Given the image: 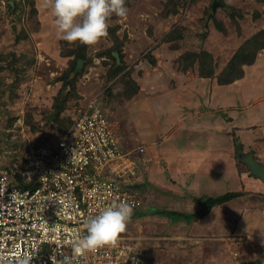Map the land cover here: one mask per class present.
Wrapping results in <instances>:
<instances>
[{"label":"rangeland","instance_id":"rangeland-1","mask_svg":"<svg viewBox=\"0 0 264 264\" xmlns=\"http://www.w3.org/2000/svg\"><path fill=\"white\" fill-rule=\"evenodd\" d=\"M213 2L126 0L127 18L113 15L108 37L89 47L59 38L43 0H0V165H19L28 139L53 143L70 129L86 103L96 100L123 147H144L136 171L144 206L133 212L119 237L136 246L151 264L264 263V208L261 214L256 210L257 198L262 197L246 191L243 182L235 185L241 197L214 206L201 218L188 222L151 213L191 212L195 198L233 190L228 181L237 174L257 179L238 152L231 157L226 136L227 144H220L224 154L206 150L199 158L200 170L185 175L188 186L174 176L180 163L193 162L188 152L177 155L176 144L196 135L190 124L180 126L186 117L163 115L166 101H173L176 93L196 92L202 80L208 87L207 80L234 60L242 63V75L250 76L254 60V67L263 65L264 0ZM112 52L118 53L119 61ZM210 71L212 76H201ZM149 137L152 140H144ZM188 146L193 149L191 143ZM223 157L231 163L234 159L235 166L225 164L232 175L219 188L211 177L219 171L217 159ZM201 169L209 178L207 184L200 183Z\"/></svg>","mask_w":264,"mask_h":264},{"label":"built area","instance_id":"built-area-1","mask_svg":"<svg viewBox=\"0 0 264 264\" xmlns=\"http://www.w3.org/2000/svg\"><path fill=\"white\" fill-rule=\"evenodd\" d=\"M60 135L53 143L28 139L19 165H0V252L13 264L25 256L30 264H151L121 237L95 251L74 248L85 220L114 201L128 202L135 214L143 208L133 184L144 148L138 155L123 149L96 100Z\"/></svg>","mask_w":264,"mask_h":264},{"label":"crops","instance_id":"crops-1","mask_svg":"<svg viewBox=\"0 0 264 264\" xmlns=\"http://www.w3.org/2000/svg\"><path fill=\"white\" fill-rule=\"evenodd\" d=\"M262 50L264 51V47L262 48ZM263 60H261V63L263 65L257 66L254 64L255 65L254 67L252 63L256 60H254L251 63V65L249 66L250 71H252L250 76L248 75V72H245V74H243L241 77L227 84H218L217 82H214L215 80L214 78H212L210 80H207L208 87L205 86V81L202 80L200 84L203 85L200 86L199 90H196V92L188 91L189 93L187 92V94H184L183 92L179 96H177L179 93L172 95L175 102H177V105H175V103L173 102L174 100L166 101L167 106L162 110L163 115L165 117L167 116L171 117L174 115L173 116L174 120H178L179 116L186 117L187 122L183 121L181 125L180 123L179 124L177 123V126L190 124L188 128L192 129L193 130L192 132H194L196 135L193 138L187 139L189 140L187 143H186L187 140H184L185 142L182 141V143L179 142L178 144H176L178 146L177 155L178 154L183 155L184 153L188 152L190 153L191 156L190 158L193 160L192 163L186 161V163L185 162L182 163L183 165L180 163L179 167H177L176 169L174 168L175 170H177L174 176L179 178V184L180 181H182L183 182L182 185L188 186V184H186L188 177L186 178L185 175L187 176L188 175L187 172L190 173V170L192 171L200 170L197 169L198 165L200 164V161H202L199 158L205 155L208 149L211 148L212 150L215 149L216 152L214 154H216L217 156L224 154L223 152L224 149L221 148L220 144L221 145L227 144V140H223L225 139L224 138L225 136L226 139L227 137L230 138L229 143L231 144L230 146L233 152L231 154V157L236 152L234 145L235 144L234 142L236 141L239 143V145H241L242 148L241 151L243 153L245 154L250 153L254 156V158L258 162L261 163L264 162L262 158L264 156V151L257 152L256 150V149H260L261 147L264 148V61ZM188 87L192 88L193 86L189 85ZM143 115L144 113L142 114V116ZM197 136H199V138H197ZM144 140L148 141V140H152V138L149 137ZM189 143L193 145L192 146L193 149H187L189 148L188 146ZM121 147L126 150L134 149L133 155H138L135 152H137L136 150L140 148V146H137L128 149L127 147H123V144L121 145ZM184 148L187 150H185ZM181 150H183L184 153H182ZM225 153H227V151ZM218 160L219 158L217 159L216 167H217V171L219 170L218 171L219 173L216 172L215 175L211 178L214 180V183H216L217 186H219L220 188V186L221 187L226 186L225 180L231 178L232 174L230 173V171L226 169V167H224L226 163L227 164L231 163L230 160H227L226 157L221 158L219 161ZM229 166H231V168H234L235 166L234 159L232 160V163ZM178 171L180 172V175ZM203 171L204 169H201L200 172L201 174L198 176L201 181L199 182L201 184H207L210 181L209 178L206 179V177L208 176H205ZM242 182L245 183L244 185L245 187H247V190L246 189L244 190L246 191L252 190L257 193H260L258 195L262 198H260L261 200L257 198V204L259 209L256 210L259 211V213L261 214L262 211L260 207L262 206V209L264 208V182H262L258 178L257 179L250 178L248 177L247 174H243L241 177H239V175L237 174L235 180L228 181L231 188H233L234 186V189L230 191L241 192V190H238V187L241 186ZM221 183L223 184L220 185ZM141 184L142 182L134 183L133 187L137 189ZM237 184L238 187L236 188L235 185ZM138 193L141 194L140 191H138ZM241 193L243 195V192ZM141 196L143 197V195ZM144 198L146 197L144 196ZM243 209L244 206L242 207V210ZM249 211H255V210L251 208ZM247 215H249V213ZM259 217L262 218V216ZM257 225L259 224H256V226Z\"/></svg>","mask_w":264,"mask_h":264},{"label":"clouds","instance_id":"clouds-1","mask_svg":"<svg viewBox=\"0 0 264 264\" xmlns=\"http://www.w3.org/2000/svg\"><path fill=\"white\" fill-rule=\"evenodd\" d=\"M42 6L51 11L61 40L89 47L108 37L109 20L113 15L126 19L129 12L126 0H43ZM132 215L133 206L121 200L88 217L86 234L74 240L75 251L85 253L115 245L126 232ZM0 264H13V259L0 252ZM15 264H30V257H16Z\"/></svg>","mask_w":264,"mask_h":264},{"label":"trees","instance_id":"trees-1","mask_svg":"<svg viewBox=\"0 0 264 264\" xmlns=\"http://www.w3.org/2000/svg\"><path fill=\"white\" fill-rule=\"evenodd\" d=\"M263 47H264V45H263ZM263 47H261V48H263ZM78 57L79 58H83V56L81 54H78ZM253 58H255V55L253 56ZM119 60H120V58H119ZM235 63H237V62H235V60H234L233 62H231V65H229L227 70H224L223 72H220L219 74H217L216 77H214V78L217 79L216 82L218 84H227V83L232 82L233 80L238 79L239 77L242 76V73H243L242 69L239 68V65L242 64V63H240V64L237 63L236 66H237L238 70H236ZM212 75H213L212 71L208 72L207 74H204V73L201 74L202 77H210ZM221 75H223V76H221ZM235 150L238 153H239V151H241V145H239V143L236 142V141H235ZM238 159H239V157H238ZM240 195H242L241 192L229 191V192H226V193H224V194H222L220 196H217V197L195 198L193 201L196 204V208L193 211L187 212V213H185V212H175V211H170V210H153L151 213L157 214V215H160V216H166V217H168L171 220L182 219V220H185V221L189 222V220L198 219V218L203 217L214 206L221 205V204H223L225 202L230 201L231 199L239 197ZM243 264H264V263H262V262L261 263L260 262L257 263L255 261H249V262H245Z\"/></svg>","mask_w":264,"mask_h":264},{"label":"water","instance_id":"water-1","mask_svg":"<svg viewBox=\"0 0 264 264\" xmlns=\"http://www.w3.org/2000/svg\"><path fill=\"white\" fill-rule=\"evenodd\" d=\"M219 0H214L213 2V6L218 4ZM112 55L119 60V56L117 52H112ZM81 60L77 61L76 67H79ZM238 157L239 159L245 163L249 169V172L252 176H255L256 178H258L259 180H261L262 182H264V163H260L258 162L254 156L250 153L245 154L242 151H239L238 153Z\"/></svg>","mask_w":264,"mask_h":264}]
</instances>
